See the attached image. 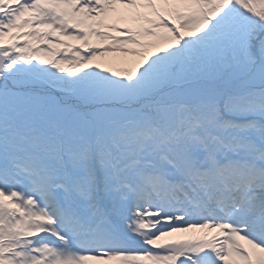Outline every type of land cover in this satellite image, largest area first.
<instances>
[{"label": "snow or ice", "instance_id": "1", "mask_svg": "<svg viewBox=\"0 0 264 264\" xmlns=\"http://www.w3.org/2000/svg\"><path fill=\"white\" fill-rule=\"evenodd\" d=\"M0 264H264V0H0Z\"/></svg>", "mask_w": 264, "mask_h": 264}]
</instances>
